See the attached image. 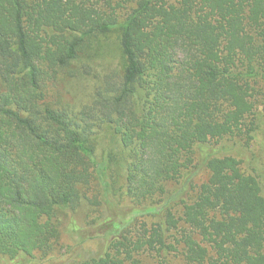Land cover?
Masks as SVG:
<instances>
[{
  "label": "trees",
  "instance_id": "1",
  "mask_svg": "<svg viewBox=\"0 0 264 264\" xmlns=\"http://www.w3.org/2000/svg\"><path fill=\"white\" fill-rule=\"evenodd\" d=\"M112 33L122 65L91 99L52 96ZM260 106L264 0H0V264H64L61 236L90 206L107 215L73 246L105 245L81 264H264L259 177L210 145L252 140ZM101 129L129 152L126 211Z\"/></svg>",
  "mask_w": 264,
  "mask_h": 264
},
{
  "label": "rangeland",
  "instance_id": "2",
  "mask_svg": "<svg viewBox=\"0 0 264 264\" xmlns=\"http://www.w3.org/2000/svg\"><path fill=\"white\" fill-rule=\"evenodd\" d=\"M98 44L91 41H85L81 50V58L85 60L90 67L84 68L88 73L72 76L64 71L59 74V78L52 87V96L62 97L70 101L69 103L80 106L88 102L99 82L100 74L105 73L108 69L121 67L122 57L118 48L115 33L101 37ZM73 68H81V62L73 63ZM63 100V99H62ZM262 115L261 123L254 133V137L250 141L239 137H225L210 143L220 156L232 155L242 161V166L246 171H254L261 182L264 195V110L259 107ZM258 112V113H259ZM97 135L98 156L107 155L110 165V173L114 176L115 186L119 192H116L113 202L116 206H120L121 211H126L129 199L120 191V185L123 184V165L126 158H129V152L121 147L115 134L108 130H99ZM111 157L109 158V155ZM205 178V175L202 176ZM76 218V223L80 227V231L76 235L62 234L56 249V257L64 258V264H81L85 259L98 255L104 248L103 238H91L84 240L80 245L73 246L75 239L80 242L91 228L100 222L101 218L107 215L104 206L83 207ZM144 220V217H139ZM150 219V218H147ZM76 243V242H75ZM38 259L34 264H38ZM170 264H182L180 256L175 254L170 257Z\"/></svg>",
  "mask_w": 264,
  "mask_h": 264
}]
</instances>
